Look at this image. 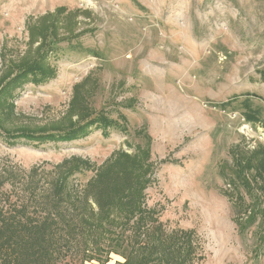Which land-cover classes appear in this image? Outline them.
<instances>
[{
    "label": "rangeland",
    "instance_id": "obj_1",
    "mask_svg": "<svg viewBox=\"0 0 264 264\" xmlns=\"http://www.w3.org/2000/svg\"><path fill=\"white\" fill-rule=\"evenodd\" d=\"M38 65L48 73L25 75ZM245 99L264 117V0H0V182L5 169L45 180L80 163L69 180L85 183L144 163L148 204L201 236L198 264H264V212L248 218L264 211V129ZM91 120L69 140L6 139Z\"/></svg>",
    "mask_w": 264,
    "mask_h": 264
},
{
    "label": "trees",
    "instance_id": "obj_2",
    "mask_svg": "<svg viewBox=\"0 0 264 264\" xmlns=\"http://www.w3.org/2000/svg\"><path fill=\"white\" fill-rule=\"evenodd\" d=\"M29 73L35 80L48 72L38 65L25 75ZM243 104L245 120L264 129L261 107L249 99ZM95 122L75 124L62 133H7L6 139L13 144L20 138L37 143L69 140ZM242 164L243 157L237 161V173L250 186ZM66 166H59L56 178L45 180L38 177L35 167L20 179L11 170L3 171L0 264H85L93 260L106 264L112 254L122 258L116 264H198L205 258L203 240L195 229L168 228L159 209L148 204L146 190L153 182L147 172L150 166L111 162L85 183L69 178L75 169L88 170L89 165L82 168L77 163L69 175ZM253 178L264 189V158ZM261 212L252 208L249 222Z\"/></svg>",
    "mask_w": 264,
    "mask_h": 264
}]
</instances>
